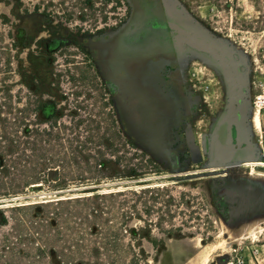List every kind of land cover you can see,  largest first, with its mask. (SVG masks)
I'll return each mask as SVG.
<instances>
[{"label":"rangeland","instance_id":"obj_1","mask_svg":"<svg viewBox=\"0 0 264 264\" xmlns=\"http://www.w3.org/2000/svg\"><path fill=\"white\" fill-rule=\"evenodd\" d=\"M157 15L161 25L171 19L225 56L239 83V141L252 148L237 146L230 160L208 165L214 130L222 143L226 134L227 81L203 53L180 54L178 66L159 57L151 64L153 44L169 37L155 29ZM17 32L27 34L28 48L15 44ZM103 38L119 42L118 56H139L141 72L154 68L158 75L109 83L95 52ZM29 52L50 58L36 97L52 100L56 111L48 120L42 110L30 112L26 124L40 132L56 126L53 132L73 138V146L81 141L79 163L92 169L68 185L1 194L0 218L17 215L16 205L132 190L131 208L123 209L133 231L121 234L127 252L117 256L120 264H199L206 253L209 264H264V168L245 163L247 154L258 162L264 153V108L254 103L264 97V0H0V101L8 88L9 101L21 91L19 107L27 105L19 78L33 71ZM65 152L54 163H75ZM97 163L102 167L94 170ZM13 225H0V253ZM13 247L4 259L22 264L21 245Z\"/></svg>","mask_w":264,"mask_h":264},{"label":"trees","instance_id":"obj_2","mask_svg":"<svg viewBox=\"0 0 264 264\" xmlns=\"http://www.w3.org/2000/svg\"><path fill=\"white\" fill-rule=\"evenodd\" d=\"M23 12L29 14L28 9H23ZM16 36L15 44L27 47L23 43L27 34L20 36L17 32ZM49 59L42 54L27 53V61L33 71L24 72L19 78L20 84H24L29 93L25 107H19L21 91L13 95L15 101L12 102L8 100L12 97L8 88V93L1 97L0 192H7L0 195L9 191L15 193V189H40L46 183L51 187L68 185L69 182L83 180V171L92 169V165L79 163L81 141L75 139L79 144L73 146V138L65 133L53 132L56 126L48 125V129L40 132L26 124L30 112L42 110L46 112L48 120L56 111L52 100H39L36 97L38 81L43 79L44 85L47 83ZM4 89L2 81L1 94ZM9 108L11 111H8ZM3 109L13 114L11 120L3 116ZM63 128L66 126L63 125ZM61 149L66 151L65 154L69 150L71 156H67L71 157L70 162L75 163H54L64 160V157H57ZM100 167L102 163H97L94 170ZM132 194H135L132 190L98 192L16 205L12 209L17 215L2 212L0 225L9 226L10 220L14 225L4 237L0 264H11L4 257L8 253H15L14 244L21 245L20 253L19 250L16 252L22 264H120L117 256L127 252L121 244V234L133 231L126 224L131 213L123 209L124 206L131 208L128 195ZM99 254L106 256L107 260H101Z\"/></svg>","mask_w":264,"mask_h":264},{"label":"water","instance_id":"obj_3","mask_svg":"<svg viewBox=\"0 0 264 264\" xmlns=\"http://www.w3.org/2000/svg\"><path fill=\"white\" fill-rule=\"evenodd\" d=\"M169 27L172 31L173 39L179 43L187 45L196 51L206 54L208 57L216 60L224 74L227 81L228 96L226 99V107L223 119L226 121V134L224 142L222 143L218 137V132L214 130L213 139V158L208 161L209 166H217L225 161H228L233 156L236 147L252 148L251 143L239 141V128L236 117L237 110V94L239 83L232 72L231 65L225 58V56L216 49V47L207 39L192 32L190 29L180 25L176 22H169ZM233 128L235 129V135H233ZM250 154V153H249ZM253 156L246 155V159L249 160Z\"/></svg>","mask_w":264,"mask_h":264},{"label":"crops","instance_id":"obj_4","mask_svg":"<svg viewBox=\"0 0 264 264\" xmlns=\"http://www.w3.org/2000/svg\"><path fill=\"white\" fill-rule=\"evenodd\" d=\"M165 14L167 15V13ZM166 20L168 29L170 30L169 37L171 38L168 37L165 41L153 44V47L155 48H153L152 51L151 64L154 62L153 58L159 57L160 59L166 61L168 64L173 63L178 66L179 64H183L184 61V59H181L179 57L180 54L201 53L187 45L175 41L173 39L172 31L169 27V22L175 21L171 19ZM117 42L118 41L113 39H99V41L96 43L97 48H95L96 50H98L95 52L99 55L98 59L99 61H101L100 64L102 66L103 73L105 74V78L109 83H114L118 79L132 80L147 77L151 79L155 78L158 75L159 71L154 68L148 71L149 74L141 72V68H139V66L137 65L139 63V56L135 54L118 56V54L115 53Z\"/></svg>","mask_w":264,"mask_h":264},{"label":"bare ground","instance_id":"obj_5","mask_svg":"<svg viewBox=\"0 0 264 264\" xmlns=\"http://www.w3.org/2000/svg\"><path fill=\"white\" fill-rule=\"evenodd\" d=\"M259 115V111H256L255 112V114L253 115V120L256 122V124H259V119H258V116H257V114ZM259 127H260V125H259ZM258 127V128H259ZM257 128V129H258ZM218 137H219V139L221 140V137H220V134L218 135ZM224 137V136H223ZM225 138V137H224ZM248 155H251V156H253L254 154H248ZM253 159H256L255 158V155H254V157H252L251 159H249L248 161H245V163L246 164H257L258 162L257 161H255V160H253ZM244 164V163H243ZM212 168H214L213 166H211ZM254 172V170L252 169V173ZM209 258H210V255H209V253H206L205 255H203L202 256V258L200 259V261H199V264H209Z\"/></svg>","mask_w":264,"mask_h":264},{"label":"built area","instance_id":"obj_6","mask_svg":"<svg viewBox=\"0 0 264 264\" xmlns=\"http://www.w3.org/2000/svg\"><path fill=\"white\" fill-rule=\"evenodd\" d=\"M254 103H256V105L259 108H264V97L262 95H256ZM257 164H259L260 166L264 168V153H262L261 159L260 161H258ZM229 264H244V263L241 260H236L235 262L232 261Z\"/></svg>","mask_w":264,"mask_h":264},{"label":"flooded vegetation","instance_id":"obj_7","mask_svg":"<svg viewBox=\"0 0 264 264\" xmlns=\"http://www.w3.org/2000/svg\"><path fill=\"white\" fill-rule=\"evenodd\" d=\"M158 15H157V18H156V20H157V25H155V29H160V30H162V28H165V29H167L168 30V34H169V29H168V26H167V20L166 19H164V20H161V22L163 23V25H161V23H160V21H159V19H158ZM169 38H171V37H169ZM167 39V38H166Z\"/></svg>","mask_w":264,"mask_h":264}]
</instances>
